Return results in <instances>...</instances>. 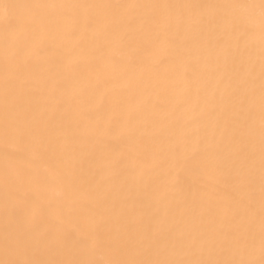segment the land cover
Segmentation results:
<instances>
[{
    "label": "bare ground",
    "instance_id": "obj_1",
    "mask_svg": "<svg viewBox=\"0 0 264 264\" xmlns=\"http://www.w3.org/2000/svg\"><path fill=\"white\" fill-rule=\"evenodd\" d=\"M90 255L264 264V0H0V264Z\"/></svg>",
    "mask_w": 264,
    "mask_h": 264
},
{
    "label": "rangeland",
    "instance_id": "obj_2",
    "mask_svg": "<svg viewBox=\"0 0 264 264\" xmlns=\"http://www.w3.org/2000/svg\"><path fill=\"white\" fill-rule=\"evenodd\" d=\"M74 3H75V5H74ZM82 5L83 4H81L80 1L69 2L68 6H65V7L64 6L63 7H60V6L55 7V6L47 5L44 10H45V12H49V14L44 16V19H56L58 17L63 16V12L68 11V10H77L78 11L82 7ZM28 10H33V7H29ZM25 19L30 20V19H33V17H26ZM46 49L47 48H45L41 44L36 47V50L41 52V53L45 52ZM21 185H24V184L21 183L20 186ZM20 238H21V241L23 242V246L25 247L28 244L27 231L26 230L22 231V235ZM89 262H90V264H95V260L91 255L89 256Z\"/></svg>",
    "mask_w": 264,
    "mask_h": 264
}]
</instances>
